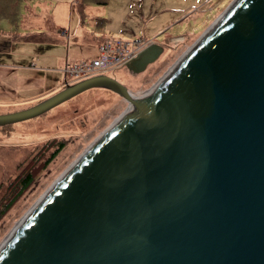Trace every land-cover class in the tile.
Instances as JSON below:
<instances>
[{
  "label": "water",
  "instance_id": "water-1",
  "mask_svg": "<svg viewBox=\"0 0 264 264\" xmlns=\"http://www.w3.org/2000/svg\"><path fill=\"white\" fill-rule=\"evenodd\" d=\"M91 89L130 110L23 218L0 264H264V0H235L147 98L99 74L0 127Z\"/></svg>",
  "mask_w": 264,
  "mask_h": 264
},
{
  "label": "rangeland",
  "instance_id": "rangeland-1",
  "mask_svg": "<svg viewBox=\"0 0 264 264\" xmlns=\"http://www.w3.org/2000/svg\"><path fill=\"white\" fill-rule=\"evenodd\" d=\"M75 1H23L17 7L19 19H11L13 32L6 19L0 21V113L26 108L45 91L61 90L64 79H70L64 67L96 58V42L102 37L130 42L143 38L162 47L159 58L140 73L133 75L124 66L108 73L129 92L142 94L158 85L235 0H106L103 6L87 2L84 17ZM26 6L34 13H26ZM47 31L59 41L39 44L21 38ZM30 62L37 69L23 68ZM128 109L117 94L91 89L34 118L0 127V206L17 193L21 176L32 178L0 218V245Z\"/></svg>",
  "mask_w": 264,
  "mask_h": 264
},
{
  "label": "built area",
  "instance_id": "built-area-1",
  "mask_svg": "<svg viewBox=\"0 0 264 264\" xmlns=\"http://www.w3.org/2000/svg\"><path fill=\"white\" fill-rule=\"evenodd\" d=\"M152 43L151 40L143 38H136L131 42L121 39L105 40L98 45V55L96 58L91 59L90 62L80 61L73 63V65L67 64L64 67L65 77L68 76L70 78L69 80L64 79V83L67 84L73 79H78L74 81L77 82L99 74L110 75L108 73L125 66L127 62Z\"/></svg>",
  "mask_w": 264,
  "mask_h": 264
},
{
  "label": "trees",
  "instance_id": "trees-1",
  "mask_svg": "<svg viewBox=\"0 0 264 264\" xmlns=\"http://www.w3.org/2000/svg\"><path fill=\"white\" fill-rule=\"evenodd\" d=\"M2 1H6V4L2 3ZM23 1H28V0H0V20L6 19L11 21V19L16 20L17 19V7L19 6L20 3ZM87 2H93L99 6H103L106 2V0H76L75 1V7L78 10V13L80 14L81 17H84V8ZM48 38H44L41 36H30L25 39V41H32V42H37V43H44L47 41ZM58 150L54 151L52 156L55 155V153ZM32 178L29 174H25L21 176L19 182V190L17 193L13 196H9L10 198L5 201L1 206H0V218L6 213V211L12 206L14 201L16 200L18 194H20L31 182Z\"/></svg>",
  "mask_w": 264,
  "mask_h": 264
},
{
  "label": "crops",
  "instance_id": "crops-1",
  "mask_svg": "<svg viewBox=\"0 0 264 264\" xmlns=\"http://www.w3.org/2000/svg\"><path fill=\"white\" fill-rule=\"evenodd\" d=\"M29 9H32L30 6H26V13H28L29 15L31 14V12L32 13H34V11H33V9H32V11H30ZM77 9V8H76ZM28 10V11H27ZM77 12H78V10H77ZM79 14V13H78ZM80 15V14H79ZM17 16H18V14H17ZM18 19H19V17H17ZM1 21V20H0ZM6 21H8L9 23H10V25H11V27L9 26V28H8V31L9 32H13L14 30H13V26H14V22H13V24L11 23V21H9V20H6ZM1 29V28H0ZM66 31V30H65ZM66 34L64 35L63 33H62V37H60L61 38V40H63V38L64 37H66V35H67V31L65 32ZM33 35H35V36H41V37H44V38H48V40L47 41H45L44 43H39V44H48V43H52V42H54L55 40L56 41H59V37H55V36H53L52 35V33L50 32V31H47V33L46 32H44V33H40V34H32V35H28V36H25V37H21L24 41H25V39L26 38H28V37H30V36H33ZM61 36V35H60ZM59 38V39H58ZM108 39H110V38H105V37H102V38H100L99 40H97V42H96V48L98 47V45L100 44V43H102L103 41H105V40H108ZM28 42H30V41H28ZM31 43H37V42H32L31 41ZM97 55H98V52H97ZM8 66V65H7ZM24 67L23 68H27V69H37L36 68V66L34 65V64H32V62H30L29 63V66L27 65V66H25V65H23ZM35 73H37V72H35ZM24 76H27V75H24ZM24 76H22V80L24 79ZM110 76V75H109ZM36 80L35 81H37V79H39V78H35ZM36 84V83H35ZM0 86H3L1 83H0ZM57 91H45V92H43V93H41L40 95H38L37 97H35V98H33L32 100H35V101H33L32 103H30L29 104V106H31V105H33V104H35L37 101H39V100H41L42 98H47L48 96H50V95H52V94H54V93H56ZM3 100L4 99H2V96H1V92H0V104H1V102H3ZM1 108V107H0ZM21 109H23V108H21ZM13 112V111H12ZM6 113H8V112H6ZM0 114H3V113H0Z\"/></svg>",
  "mask_w": 264,
  "mask_h": 264
},
{
  "label": "bare ground",
  "instance_id": "bare-ground-1",
  "mask_svg": "<svg viewBox=\"0 0 264 264\" xmlns=\"http://www.w3.org/2000/svg\"><path fill=\"white\" fill-rule=\"evenodd\" d=\"M218 20H219V19H218ZM218 20H217V21H218ZM217 21H216V22H217ZM191 48H192V47H191ZM182 58H183V57H182ZM156 87H157V85H156L155 87H153V88L155 89ZM153 88L150 89V90H148V91H146V92H144V93H142V94L139 93L138 95H135V93H134V94H133V93H130V98L133 99L134 96L137 97V98H142V99H143V98H147L148 95L154 90ZM133 100H135V99H133ZM130 108H131V105L129 104V109H128L126 112H128V111L130 110ZM117 121H118V120H117ZM117 121H116V122H117ZM114 124H115V123H114ZM83 156H84V155H83ZM83 156H81V157H83ZM79 159H80V158H79ZM77 161H78V160H77ZM77 161H76V162H77ZM76 162H75V163H76ZM75 163H74V164H75ZM74 164H73V165H74ZM73 165H72V166H73ZM72 166L70 167V169L72 168ZM70 169H69V170H70ZM66 173H67V172H66ZM66 173H65V174H66ZM21 222H22V220L20 221L19 224H17V225L14 227V229L11 231V233L7 236V238L4 240V242L0 245V249H1V248L6 244V242L10 239V237L12 236V234L14 233V231L16 230V228H18V226L21 224Z\"/></svg>",
  "mask_w": 264,
  "mask_h": 264
},
{
  "label": "flooded vegetation",
  "instance_id": "flooded-vegetation-1",
  "mask_svg": "<svg viewBox=\"0 0 264 264\" xmlns=\"http://www.w3.org/2000/svg\"><path fill=\"white\" fill-rule=\"evenodd\" d=\"M148 66V65H147ZM146 66V67H147ZM130 73H132L133 75H135V74H137L138 72H137V70H138V66L137 65H133V66H131V68L130 69H127ZM140 73V72H139ZM110 92V91H109ZM112 93V92H111ZM41 100H43V99H41ZM40 101V100H39Z\"/></svg>",
  "mask_w": 264,
  "mask_h": 264
}]
</instances>
